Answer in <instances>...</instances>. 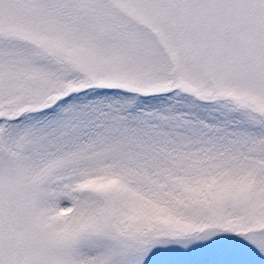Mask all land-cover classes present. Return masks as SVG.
I'll use <instances>...</instances> for the list:
<instances>
[{"label":"snow or ice","instance_id":"1","mask_svg":"<svg viewBox=\"0 0 264 264\" xmlns=\"http://www.w3.org/2000/svg\"><path fill=\"white\" fill-rule=\"evenodd\" d=\"M0 264H264V0H0Z\"/></svg>","mask_w":264,"mask_h":264}]
</instances>
